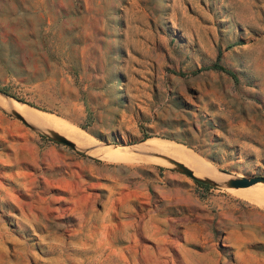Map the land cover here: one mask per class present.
<instances>
[{"label":"rangeland","instance_id":"374dc122","mask_svg":"<svg viewBox=\"0 0 264 264\" xmlns=\"http://www.w3.org/2000/svg\"><path fill=\"white\" fill-rule=\"evenodd\" d=\"M0 91L87 137L0 106V264H264L263 203L140 149L264 177V0H0Z\"/></svg>","mask_w":264,"mask_h":264},{"label":"bare ground","instance_id":"6f19581e","mask_svg":"<svg viewBox=\"0 0 264 264\" xmlns=\"http://www.w3.org/2000/svg\"><path fill=\"white\" fill-rule=\"evenodd\" d=\"M3 97L4 96L0 95V98H3ZM4 98L6 100H8L9 102L15 101L12 99H8L6 97H4ZM0 106L7 108L11 112L19 113L21 116H23L25 118V120L28 123L30 122L31 124H34L35 126L39 127V129H41V128L65 129L66 135L68 137H70L72 139V141H76L77 143H79L81 145L86 144V141H87L86 136H84L83 134L77 132L76 130H74L72 128H69L70 126L69 127L63 126L64 124H62V123L64 121H62V120L60 121V119L56 118V116L45 114L43 112H40L36 109H33V108L27 106V105H23V104L17 103V102L14 103L12 106H10L7 101L1 100ZM68 140H70V139H68ZM74 144L77 148L81 149L82 151L87 152L83 146L78 145L76 143H74ZM87 146H90V145H87ZM140 149L144 153L161 154V155H151V156H157L158 158L156 160H158V161H160V162H162L168 166H173L174 165L173 162H177V161H178L177 163L182 162V163H185V165L187 164L188 167L194 172V175L197 178L204 179V180L210 179L212 181H222L219 183H215V184L221 185V186H225L227 184V182L229 181V180H225L226 179L225 177H221V175L216 173L215 169L212 166L206 164L201 159V157L199 158L192 150L188 149V147H185L183 145H180V144H177V143H174L171 141H166V140L149 139L147 142H145L143 145H141ZM122 153H118L117 156L120 154L123 155ZM125 153H128V152H124V154ZM90 154H93V153H90ZM162 155H164V156H162ZM106 156H108L109 158L112 157V159L116 157V156L113 157L112 155H109V154H107ZM127 156L128 155H124L125 159L132 158V157H130L131 154H130L129 158ZM116 159H117V157H116ZM121 159H123V158L121 157ZM236 193L240 198H243L244 200H246L248 202L261 203V204L263 203V205H264V186L256 185L254 187H250L247 189H239V191H237Z\"/></svg>","mask_w":264,"mask_h":264},{"label":"water","instance_id":"95a60500","mask_svg":"<svg viewBox=\"0 0 264 264\" xmlns=\"http://www.w3.org/2000/svg\"><path fill=\"white\" fill-rule=\"evenodd\" d=\"M0 95L4 96V97H8L7 95H5V93H2L0 91ZM9 98V97H8ZM10 99V98H9ZM12 99V98H11ZM14 100V99H12ZM16 101V100H15ZM19 102V101H17ZM13 114L19 118L20 120L27 122L25 120V118L23 116H21L19 113L13 112ZM55 139L57 142L64 144L66 146L72 147V148H76L75 144L73 142H71L70 140H68L66 137L61 136V135H55ZM174 165H176L184 174L188 175L189 177L193 178L195 181L206 184V185H210L213 182L210 180H204V179H200L197 178L194 175V172L187 168L185 165L181 164V163H177V162H173ZM259 183H264V177H253V178H236V179H231L227 182V187L228 188H235V189H247L250 188L252 186H255ZM215 184V183H213ZM217 185V184H216ZM225 185V186H226Z\"/></svg>","mask_w":264,"mask_h":264},{"label":"trees","instance_id":"16d2710c","mask_svg":"<svg viewBox=\"0 0 264 264\" xmlns=\"http://www.w3.org/2000/svg\"><path fill=\"white\" fill-rule=\"evenodd\" d=\"M221 59H222V52L220 51V52H219V55H218V57H217L216 62L213 64V66H211V67H209V68H207V69H208V70H213V71L222 72V73L227 74L228 76L234 78L235 80H237V76H236V74H235L233 71H231V70L225 68V67L221 64ZM3 93L7 94V92H5V91H3ZM147 138H148V137L146 136L145 139H147ZM196 182H197V181H196ZM197 183H198L201 187L209 188V186L206 185V184H203V183H200V182H197Z\"/></svg>","mask_w":264,"mask_h":264}]
</instances>
